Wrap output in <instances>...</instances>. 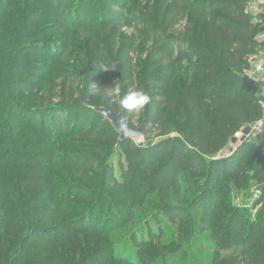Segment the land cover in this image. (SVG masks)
<instances>
[{
	"label": "trees",
	"instance_id": "trees-1",
	"mask_svg": "<svg viewBox=\"0 0 264 264\" xmlns=\"http://www.w3.org/2000/svg\"><path fill=\"white\" fill-rule=\"evenodd\" d=\"M250 1L0 0V9L13 3L24 14L27 36H62L59 46H26V59H50L33 65L31 78L0 75V264H118L110 247L126 227L141 257L152 248L162 256L152 221L163 214L181 228L210 192L197 224L209 233L203 264H264V146L248 141L217 158L264 118L263 83L246 76L262 30L246 12ZM71 9L81 21L65 16ZM100 9L102 21L85 20ZM136 90L151 102L120 110L119 97ZM98 108L122 112L129 123L139 113L148 141H121L109 120L102 131ZM184 176L197 193L176 206ZM252 180L262 190L255 215L224 192L229 181L238 188ZM154 194L158 204L149 209Z\"/></svg>",
	"mask_w": 264,
	"mask_h": 264
},
{
	"label": "rangeland",
	"instance_id": "rangeland-1",
	"mask_svg": "<svg viewBox=\"0 0 264 264\" xmlns=\"http://www.w3.org/2000/svg\"><path fill=\"white\" fill-rule=\"evenodd\" d=\"M56 0H53L55 2ZM18 3V2H16ZM20 4V3H18ZM2 12L6 9H0ZM72 11L66 12L65 16L69 18L72 22H78L81 21V15L80 13H75L73 9ZM99 14H93L90 12H87L84 17L85 20H100L102 9L97 10ZM7 16L4 20H0V75H2V79L6 81L7 79H29L34 73V67L33 65L44 63L48 64L50 62V59L45 58H39L35 57L34 55L28 57L26 59V46L32 45V44H45L47 46H59L62 43V36L58 33L49 35H33L28 34L27 36V29L25 28V24L23 23V20H25L24 14L22 12H19L18 10H14L13 3H10L8 6V10L6 11ZM101 19L100 21H102ZM99 22V21H98ZM46 26V25H45ZM127 33V36H132L135 34V31L133 28L131 29H125L124 30ZM34 37H38L36 39H33ZM117 41L119 38L116 39ZM16 51L17 53L13 54L12 52ZM56 48L52 49V57L59 56V52ZM46 53H49L46 51ZM45 52H42L41 56L46 55ZM12 56V59L14 62L9 65V60ZM18 57V61L16 64V59ZM30 64V66H26L24 64ZM13 64H15L13 66ZM23 66L25 72H27L24 75H19L17 73V67ZM3 84V83H2ZM2 87H4L6 90L7 87L3 84ZM9 91V90H8ZM13 93V90L12 92ZM36 102H30L25 107H32L35 106ZM97 110V109H96ZM139 116L138 113L133 120L129 123L131 126L138 128L142 124L139 122ZM261 121L257 122L255 125L247 126L243 131L250 128V131L248 134L239 132L230 142L228 147L219 155H217L218 159H224L229 158L233 156L234 152L237 151V149L245 142L248 141H255L260 142L264 146V126L261 124ZM108 119L104 118L100 122V128L102 131H105L109 128ZM112 125V123H110ZM257 127L259 129H257ZM256 128V129H255ZM38 135L36 134L34 138H37ZM154 136L151 138L153 140ZM150 139V138H149ZM148 141V139H145V137H142L140 140L136 141L137 143H144ZM46 145V144H44ZM264 148V147H263ZM257 150V149H255ZM115 168L118 166V156L114 157L113 161ZM184 181L181 182L182 190L179 194V199H176L174 201V204L176 206H183V203L178 202L180 200V196L185 198H189L197 193V187H195L191 182L193 181L188 176H184ZM244 180L246 178H251L250 175L248 177L244 175ZM230 184V187H226ZM206 185H204L203 189H205ZM225 187L228 188V190L225 188L224 192L226 194V199L229 201L233 206L236 208H242L246 209L248 211L247 214L255 215L262 207V205H259L255 207V203L257 200L262 196V190L259 188L255 182L252 180L249 182L248 186H241L239 185L238 188H231L232 184L231 181L229 183L225 184ZM224 189V188H223ZM238 189V190H235ZM228 191V192H227ZM212 192L209 193V195ZM208 195V196H209ZM208 196L203 202H199L195 204L192 209L189 208V205H187V208H189V211L187 213V217H185V220L181 224L182 227L179 228L177 226H174L171 224V222L164 217V215H157L156 221H152L151 228L158 232L161 235V245H162V252L161 255H157L155 252L156 249L152 248L150 251L145 253L143 257H141L139 250H136L132 246V241L130 239L131 235H133V232L135 230L129 229V227H126L125 229L119 230L115 234L116 238L114 240L115 245L114 247H110V256H112L113 260L119 257L118 264H203V262L206 259V255L209 254L210 246L208 247L207 244H210L208 234L200 231L199 227H197V224L201 220V212L203 208H207L206 205L208 202ZM210 197V196H209ZM150 200V204L148 206L149 209H153L152 205H157V199H159L157 194L151 195L147 197ZM149 203V202H148ZM202 203V204H200ZM186 207V206H184ZM183 207V208H184ZM204 210V209H203ZM208 210V209H207ZM105 216L102 215L99 219V226H102V223L104 221ZM122 219V215L119 216V218L114 219V225H119ZM88 226H91V223L87 224ZM158 230V231H157ZM158 235V234H157ZM83 239L86 240V237H83ZM111 239V238H110ZM113 239V237H112ZM149 237L146 234L145 240H148ZM138 241H141V235L138 237ZM107 248V245L104 246L103 251H105ZM117 248L118 251H115ZM107 256V253L105 254ZM117 260V259H116ZM142 260V261H140Z\"/></svg>",
	"mask_w": 264,
	"mask_h": 264
},
{
	"label": "built area",
	"instance_id": "built-area-1",
	"mask_svg": "<svg viewBox=\"0 0 264 264\" xmlns=\"http://www.w3.org/2000/svg\"><path fill=\"white\" fill-rule=\"evenodd\" d=\"M246 12L253 19L255 25L262 28L257 36L260 49L258 54L250 58L249 69L246 71V76L249 79L263 83L264 97V0H251L247 6ZM261 124L264 126V120ZM257 129L259 128L257 127Z\"/></svg>",
	"mask_w": 264,
	"mask_h": 264
},
{
	"label": "water",
	"instance_id": "water-1",
	"mask_svg": "<svg viewBox=\"0 0 264 264\" xmlns=\"http://www.w3.org/2000/svg\"><path fill=\"white\" fill-rule=\"evenodd\" d=\"M97 111L103 114L105 118L108 119L112 123V125L115 127L117 132L120 134L121 141L125 139H131L134 141H138L143 137L144 129H145L144 123L140 127L135 128L131 126L124 119L122 112L116 113L106 108H98ZM249 131H250V128L243 131V133L248 134Z\"/></svg>",
	"mask_w": 264,
	"mask_h": 264
},
{
	"label": "clouds",
	"instance_id": "clouds-1",
	"mask_svg": "<svg viewBox=\"0 0 264 264\" xmlns=\"http://www.w3.org/2000/svg\"><path fill=\"white\" fill-rule=\"evenodd\" d=\"M112 92L106 93L111 97ZM151 102V97L142 90L130 91L121 95L118 99V107L120 110L140 111L143 110Z\"/></svg>",
	"mask_w": 264,
	"mask_h": 264
}]
</instances>
